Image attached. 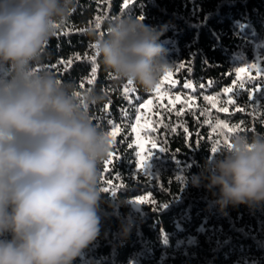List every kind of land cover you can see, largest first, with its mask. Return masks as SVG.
<instances>
[{
    "label": "trees",
    "instance_id": "trees-1",
    "mask_svg": "<svg viewBox=\"0 0 264 264\" xmlns=\"http://www.w3.org/2000/svg\"><path fill=\"white\" fill-rule=\"evenodd\" d=\"M124 14L162 32L158 42L172 67L166 74L177 83L166 82L165 74L160 84L172 100L120 82L95 55L89 33L103 34L109 20ZM44 56L43 66L61 79L104 94V102L90 110L98 127L109 133L119 126L111 152L119 158L110 171L101 166V187L111 188L101 194L100 233L73 264H264V204L221 209L219 188L195 181L206 163L219 158L212 149L228 147L232 135L264 134V73L252 68L246 78L238 71L253 64L264 68V0H128L126 7L125 0H76ZM125 87L133 89L127 96ZM152 98L144 134L162 144L150 149L148 167L138 169L132 129L141 104ZM223 107L229 111L221 112ZM140 196L151 202L136 209L132 202Z\"/></svg>",
    "mask_w": 264,
    "mask_h": 264
},
{
    "label": "clouds",
    "instance_id": "clouds-1",
    "mask_svg": "<svg viewBox=\"0 0 264 264\" xmlns=\"http://www.w3.org/2000/svg\"><path fill=\"white\" fill-rule=\"evenodd\" d=\"M76 0H0V264H73L100 233L102 164L113 140L91 108L105 96L45 68V49ZM120 82L145 92L171 70L162 32L118 15L89 33ZM195 177L221 209L264 204V134L231 136ZM125 231H128L126 229Z\"/></svg>",
    "mask_w": 264,
    "mask_h": 264
},
{
    "label": "snow or ice",
    "instance_id": "snow-or-ice-1",
    "mask_svg": "<svg viewBox=\"0 0 264 264\" xmlns=\"http://www.w3.org/2000/svg\"><path fill=\"white\" fill-rule=\"evenodd\" d=\"M127 3H128V0H125V7L127 6ZM141 19H143V18L141 17ZM95 27H96L97 29H99V28L101 27V23H100L99 18H97V22H96ZM93 47L95 48V45H93ZM95 55H96V54H95ZM96 56H97V55H96ZM92 60H93V61L95 60V56L92 57ZM60 63L63 64L64 62L61 61ZM68 63L70 64L71 61H69ZM181 67H188V65H181ZM252 68H256V70H257V75H258V76H259L261 73H264V68H260V67H259L258 65H256V64L249 65L248 67H241V68H239L238 71H239V74H240V75L245 76L246 78H250V77H248V73L250 72V70H251ZM95 71H96V69L94 68V69H93V74H95ZM166 79H167V77H166ZM89 83H91V81H89ZM169 83H175V81L169 80ZM209 83H211V82H209ZM127 85H128V86H131V85H133V84H132L131 82H128ZM184 87H186V88H192V85H191L190 83H187V82H186L185 85H184ZM132 90H133V89H131V88H129V87H125V88H124V94L127 96V94H128L130 91H132ZM155 91H156L157 93H159V92L161 91V86H159L158 88H156ZM224 92H225V93H232V92H233V89H232V88H225V89H224ZM255 92H261V88H260V87H257V88L255 89ZM249 95H250V97L254 98V93H253V92L250 91V92H249ZM175 99H176V100H180V97H179V96H176ZM228 102L231 103V104H234V103H235V100H233V99L231 98V96H229V100H228ZM152 103H153L152 100H148L147 103H145V104H141L140 107L146 109L147 106L150 105V104H152ZM182 103H183V101H182ZM109 108H110V102H109V104H107V105L104 106V108L102 109V111H104L105 113H107V112L109 111ZM237 110H238V111H242V112L244 111L243 108H238ZM220 111H221V112H224V113H227V112L229 111V109H228L227 107H223V108L220 109ZM178 115H179V113H178ZM140 122H141L140 117H137V124H139ZM108 123L111 125V124H112V121L109 120ZM219 123H220L224 128H227L229 132L233 131V129L228 128V125H227V124H224L222 121L219 122ZM118 131H119V126H117V125H113V130H112L110 133H108V135H109V136H115V135L117 134ZM132 131H133V132H137V136L139 137L140 132L137 131V129H136L135 127L132 129ZM184 131H185V133L188 134L186 138H187V139H190L192 133H189V131H188L187 128H184ZM196 135H197V137L199 138V133H197ZM138 143H139L140 153H141V154H143V153H147V155H141V158L139 159V165H140L141 168H143L145 162H146V161L149 159V157L151 156V150H150V149L158 148V147L161 146L162 143H161L160 145H158L156 142H154V141H148V140H145V141H143V142L138 141ZM230 143H231V141L229 140V144H228V146H230ZM149 144H150V148L146 146V145H149ZM216 151H217L216 148H213V149H212V152H213V153H215ZM118 158H119V156H118L116 153L113 152V153H110L109 158H108L107 160L104 161V164H105L106 168H107L109 171L111 170V168H110L109 166L112 165V164L115 162V160L118 159ZM107 183H108L110 186L112 185V181H111V180H109ZM109 188H111V187H109ZM109 188H105V189H103V190H104V191H108ZM137 202H138V203H146V202H151V200L148 199V198H143V197H141V198H138V199H137Z\"/></svg>",
    "mask_w": 264,
    "mask_h": 264
},
{
    "label": "rangeland",
    "instance_id": "rangeland-1",
    "mask_svg": "<svg viewBox=\"0 0 264 264\" xmlns=\"http://www.w3.org/2000/svg\"><path fill=\"white\" fill-rule=\"evenodd\" d=\"M166 77H167V79H166ZM164 80H165L166 82H169V80H171L170 75L166 74V75L164 76ZM176 83H177V82L175 81V83H170V84H176ZM160 86H161V89H162L163 85L160 84ZM172 93L175 94V92H172ZM157 97H159L160 99H164L165 97H167L168 99H171V100L173 99L172 94L170 95V91H169L168 88L165 89V90H161V91L157 94ZM149 100H153V98H152V99H149ZM147 101H148V100H147ZM147 101H145L143 104L147 103ZM151 108H152V104L148 105L146 109L141 110V112H140L139 115H138V117H140L141 122H140L139 124H137V119H136V121H135V123H134V125H133V128L135 127V128L137 129V131L140 132L139 137L137 136V132H134L135 144L137 145V147H138V151H139V157H138V169H145V168H147L148 165H149V162H150V157H149V159L145 162L143 168L140 167V165H139V159L141 158V155H147V153H143V154L140 153V148H139V143H138V141H140V142H143V141H145V140H148V141H149V139H148V138L146 137V135L144 134V128L148 125V115H149V112H150ZM112 130H113V128L110 130V132H111ZM110 132H109V133H110ZM118 132H119V131H118ZM118 132H117V134H118ZM117 134H116V135H117ZM116 135H115V136H116ZM115 136H110V137L112 138L113 141H114V139H115ZM146 146L149 147V145H146ZM141 197L145 198L144 196H140V197H138V198H141ZM138 198H135V199L133 200V202H132L134 208H136V209H140L141 206H142V203H138V202H137V199H138Z\"/></svg>",
    "mask_w": 264,
    "mask_h": 264
}]
</instances>
